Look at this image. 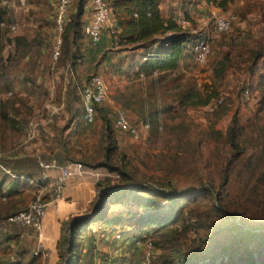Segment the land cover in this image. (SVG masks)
I'll use <instances>...</instances> for the list:
<instances>
[{
  "label": "rangeland",
  "instance_id": "rangeland-1",
  "mask_svg": "<svg viewBox=\"0 0 264 264\" xmlns=\"http://www.w3.org/2000/svg\"><path fill=\"white\" fill-rule=\"evenodd\" d=\"M57 1L0 5V264H52L33 256L34 231L6 222L38 196L52 200L40 166L52 160L71 170L66 186L91 188L75 218L104 195L110 213L146 216L124 232L99 220L79 228L78 264H247L249 255L264 264V0H158L162 17L188 21V40L175 69L148 75L141 65L159 43H124L112 10L103 42L92 45L76 14L88 0H71L56 48ZM213 10L234 15L230 30L214 31ZM201 37L210 53L196 63L190 45ZM94 73L108 100L86 123L81 92ZM191 90L214 96L183 106ZM119 108L150 124L141 139L113 128ZM138 238L153 242L148 259L144 245H133Z\"/></svg>",
  "mask_w": 264,
  "mask_h": 264
},
{
  "label": "trees",
  "instance_id": "trees-1",
  "mask_svg": "<svg viewBox=\"0 0 264 264\" xmlns=\"http://www.w3.org/2000/svg\"><path fill=\"white\" fill-rule=\"evenodd\" d=\"M225 3L226 0H219L221 6L225 5ZM112 10L119 28L118 35L121 39H124V43H143L147 41L153 44L159 43L158 50L156 51L157 54L148 56L141 65V71L144 74L169 71L177 67L179 59L183 55L188 34L184 27L180 26L175 19L161 16L158 0H117ZM82 12L83 6H80L76 14L81 17ZM80 22L81 20L79 24ZM2 23L3 12L0 10V30L3 29ZM1 50L2 40L0 39V52ZM213 96L214 94L202 95L199 91L191 90L183 95L181 104L183 106H204L210 103ZM0 198L4 199V196ZM109 206L112 207L110 204H107V195H104L95 201H91L90 208L94 207L93 213H85L82 217L74 218L69 223L64 222L62 224L61 235L56 245L59 264H78L77 259L74 258V248L76 246V236L78 235L77 230L82 226L99 220L107 224L121 226L120 231L124 232V228L128 229L130 226L142 222L146 217L139 211L131 209L126 211L120 209L119 211L110 213ZM66 226H69V229ZM11 239L12 237L7 235L4 241H7V244L10 245ZM136 240L144 241V239L139 238ZM258 243H264V233L259 236ZM133 245L135 246V242ZM64 250L67 252L68 258L61 255ZM18 251H14L11 256L13 260L22 254V252ZM33 256L40 258V254L33 253ZM61 258H63V261L60 260ZM15 262L19 264L18 259ZM217 264L228 263L222 258ZM247 264H255L254 258L251 255L248 256Z\"/></svg>",
  "mask_w": 264,
  "mask_h": 264
},
{
  "label": "built area",
  "instance_id": "built-area-1",
  "mask_svg": "<svg viewBox=\"0 0 264 264\" xmlns=\"http://www.w3.org/2000/svg\"><path fill=\"white\" fill-rule=\"evenodd\" d=\"M24 2L25 0H21ZM4 3V0H0V5ZM71 0H58L56 6V13L54 17V33L56 35V48L61 44V35L64 31L68 7ZM112 14V8L108 0H91V16L88 22L83 24V30L88 40L92 45L100 44L103 40L104 27L110 24V17ZM213 28L216 33L226 32L231 29L235 20L232 14H219L216 10L212 11ZM176 22L185 27L188 21L179 16ZM190 51L193 59L196 63H204L210 53V41L208 38H197L190 45ZM58 50L55 51L57 55ZM81 100L83 106V119L86 123H93L97 115V107L104 105L108 100V88L104 77L99 73L90 75L86 84L83 86L81 92ZM218 102H221L219 99ZM113 128L129 134L132 138L138 140L141 139L145 133L150 129V124L147 121L139 120L134 121L130 118L127 111L123 108L117 109L113 118ZM40 166L44 170L51 168H60V173L53 180V197L51 201H59L63 195V191L66 185L67 178L71 175V171L68 166H59L54 160L46 163H40ZM80 174V172L78 171ZM48 203L42 201L38 196L32 200L25 208L9 215L6 218V222L9 224H15L19 227H25L33 229L38 234L43 229L44 218L47 214ZM119 233L115 235L119 238ZM144 245L148 252L146 258H149V250L151 249V241L141 242L135 241V246L140 247ZM42 252L40 246L35 250L34 254H40Z\"/></svg>",
  "mask_w": 264,
  "mask_h": 264
},
{
  "label": "crops",
  "instance_id": "crops-1",
  "mask_svg": "<svg viewBox=\"0 0 264 264\" xmlns=\"http://www.w3.org/2000/svg\"><path fill=\"white\" fill-rule=\"evenodd\" d=\"M90 16H91V2L88 0L83 5L81 20L84 23H86L89 21ZM103 39H104V34H103ZM59 173H60V168L58 167L43 171V174L45 176L44 178H48L49 183L51 184H53L52 181ZM68 186L65 185L63 195L59 199V201L48 202V207L49 208L51 207V209L48 208L47 214L44 218L43 229L41 233L38 234L33 229H31L32 231H34V233H36V237H35L36 248L34 247L35 249L33 253L40 246L42 250V252L40 253V258L43 257V260L49 262L51 261L52 264H56L59 261L56 245L61 235L62 222L69 221L70 220L69 217L75 218L76 216L81 214V212H83L88 207L89 202L92 199L90 186H87V191L76 185H73V187H68ZM66 192H67V196L68 197L72 196V198L71 200L61 202V199L64 198V194Z\"/></svg>",
  "mask_w": 264,
  "mask_h": 264
}]
</instances>
